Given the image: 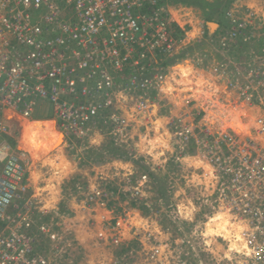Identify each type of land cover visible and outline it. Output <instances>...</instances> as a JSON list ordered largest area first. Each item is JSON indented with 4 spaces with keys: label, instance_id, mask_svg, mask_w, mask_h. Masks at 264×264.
<instances>
[{
    "label": "rangeland",
    "instance_id": "obj_1",
    "mask_svg": "<svg viewBox=\"0 0 264 264\" xmlns=\"http://www.w3.org/2000/svg\"><path fill=\"white\" fill-rule=\"evenodd\" d=\"M234 1L246 33L227 54L199 29L200 6L174 7L181 34L163 80L130 83L112 104L124 122L107 130L96 120L78 151L47 103L31 117L4 110L0 137L25 164L28 208L23 201L18 220L46 264L248 261L235 242L238 195L244 203L258 185L231 158L264 154V0Z\"/></svg>",
    "mask_w": 264,
    "mask_h": 264
},
{
    "label": "built area",
    "instance_id": "obj_2",
    "mask_svg": "<svg viewBox=\"0 0 264 264\" xmlns=\"http://www.w3.org/2000/svg\"><path fill=\"white\" fill-rule=\"evenodd\" d=\"M165 1L0 0V134L6 132L4 110L31 117L43 102L63 139L78 140L77 147L70 146L77 151L96 120L114 130L121 119L113 100L130 83L147 88L162 81L164 59L176 49ZM234 12L225 13L227 25L215 37L219 54L232 52L246 33V23ZM10 148L0 137V264H46L33 253L18 220L27 191L25 164ZM243 148L254 147L247 142ZM257 154L231 158L238 173L241 167L254 170L258 185L248 201L241 203L242 192L238 195L239 253L249 258L244 264H264V154ZM8 209L16 210L12 217Z\"/></svg>",
    "mask_w": 264,
    "mask_h": 264
},
{
    "label": "crops",
    "instance_id": "obj_3",
    "mask_svg": "<svg viewBox=\"0 0 264 264\" xmlns=\"http://www.w3.org/2000/svg\"><path fill=\"white\" fill-rule=\"evenodd\" d=\"M170 2L169 3H166V9L168 10V12L170 13V16L172 17L173 21H174V24L177 26H181L180 23H177L178 22H181L182 19H178L174 14L176 12V8L174 7H178L177 9H186L187 11H189V9H193V5H187L186 3H182L180 2V0H169ZM220 1V0H219ZM249 0H236L234 1V3H243L245 4L246 2H248ZM218 2V0H202L201 4L202 3H205V4H209L210 6H213L215 5L216 3ZM262 2V0H261ZM235 5V4H234ZM211 8L208 9V11L210 10ZM229 10H232L233 9L229 6V8L226 10L229 11ZM202 16V19H199V23L201 24L199 29H203V32L205 33L206 32V38H212V39H215L218 31L222 28V27H225V24L227 25V21H226V18L224 19H221V22H218L217 20V17H216V14H214L213 12L211 14H206V16L202 13L201 14ZM210 17V18H209ZM223 18V17H221ZM176 20V21H175ZM178 26V27H179ZM180 28V27H179ZM193 28L191 29L190 32H192ZM40 110V109H39ZM38 111V109H37ZM35 117H36V114H35Z\"/></svg>",
    "mask_w": 264,
    "mask_h": 264
},
{
    "label": "trees",
    "instance_id": "obj_4",
    "mask_svg": "<svg viewBox=\"0 0 264 264\" xmlns=\"http://www.w3.org/2000/svg\"><path fill=\"white\" fill-rule=\"evenodd\" d=\"M173 1H175V0H173ZM180 2L186 3L187 5L200 6L202 8V11H203L202 13L205 16H206V14L208 15V14H211L213 12L214 14H216L218 22H221V19H222L221 17H223V15H224L223 13H225L226 9H228V5L231 2V0H220V1L218 0V2L213 6H210L209 4H205V3L201 4L202 0H180ZM207 7L211 8V9L208 11ZM173 27L177 33L181 34V32H180L181 30H179L175 24H173ZM183 55H184V52L179 56L182 57ZM14 129H15V127H14Z\"/></svg>",
    "mask_w": 264,
    "mask_h": 264
},
{
    "label": "bare ground",
    "instance_id": "obj_5",
    "mask_svg": "<svg viewBox=\"0 0 264 264\" xmlns=\"http://www.w3.org/2000/svg\"><path fill=\"white\" fill-rule=\"evenodd\" d=\"M53 170V169H52ZM235 242H237V244L239 245V248L241 247L240 245L242 244L241 242H240V238H239V236L237 235V237H235Z\"/></svg>",
    "mask_w": 264,
    "mask_h": 264
}]
</instances>
